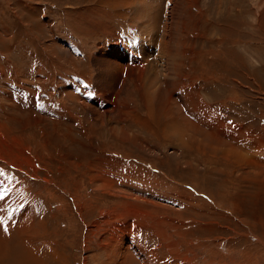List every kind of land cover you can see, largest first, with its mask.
<instances>
[{
    "label": "rangeland",
    "instance_id": "obj_1",
    "mask_svg": "<svg viewBox=\"0 0 264 264\" xmlns=\"http://www.w3.org/2000/svg\"><path fill=\"white\" fill-rule=\"evenodd\" d=\"M0 173V264H264V0H0Z\"/></svg>",
    "mask_w": 264,
    "mask_h": 264
},
{
    "label": "snow or ice",
    "instance_id": "obj_2",
    "mask_svg": "<svg viewBox=\"0 0 264 264\" xmlns=\"http://www.w3.org/2000/svg\"><path fill=\"white\" fill-rule=\"evenodd\" d=\"M39 107V105H37ZM2 174V173H0ZM7 209H0V212H6ZM11 219V216L9 215L6 219L4 216H0V229L3 230L5 234L8 233V221Z\"/></svg>",
    "mask_w": 264,
    "mask_h": 264
},
{
    "label": "bare ground",
    "instance_id": "obj_3",
    "mask_svg": "<svg viewBox=\"0 0 264 264\" xmlns=\"http://www.w3.org/2000/svg\"><path fill=\"white\" fill-rule=\"evenodd\" d=\"M18 261V259H16Z\"/></svg>",
    "mask_w": 264,
    "mask_h": 264
}]
</instances>
